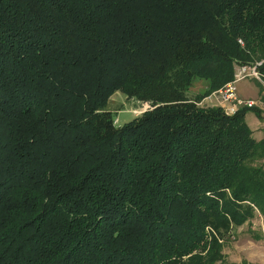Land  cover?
<instances>
[{"label": "trees", "instance_id": "16d2710c", "mask_svg": "<svg viewBox=\"0 0 264 264\" xmlns=\"http://www.w3.org/2000/svg\"><path fill=\"white\" fill-rule=\"evenodd\" d=\"M259 61L264 0H0V264H214L264 138L200 102ZM116 89L151 109L117 126Z\"/></svg>", "mask_w": 264, "mask_h": 264}, {"label": "rangeland", "instance_id": "374dc122", "mask_svg": "<svg viewBox=\"0 0 264 264\" xmlns=\"http://www.w3.org/2000/svg\"><path fill=\"white\" fill-rule=\"evenodd\" d=\"M240 41V40H239ZM247 64V63H246ZM238 64L235 66V68ZM203 80L196 77L191 85V96L197 91L204 90ZM235 92L242 101H253L259 109V115L249 111L244 116V121L256 140L264 138V77H255L246 74L235 81ZM201 105L222 108L229 105L223 101L221 94L214 90L207 93L200 102ZM106 108L114 112L117 126L123 125L134 117L150 110L147 102L135 99H126L125 94L116 89L106 102ZM221 255L214 264H252L264 259V215L256 214L239 226L232 227L229 235L221 240ZM206 252V251H205Z\"/></svg>", "mask_w": 264, "mask_h": 264}, {"label": "built area", "instance_id": "2783aa9c", "mask_svg": "<svg viewBox=\"0 0 264 264\" xmlns=\"http://www.w3.org/2000/svg\"><path fill=\"white\" fill-rule=\"evenodd\" d=\"M259 63L260 61L254 64H238V66L234 69L232 78L227 80L220 88L217 89V91L221 94L222 100L229 101L230 103L229 105L223 107L226 113L233 114L241 106H254L253 101H242L237 97V94L235 92V81L244 77L246 74H251L255 77L261 78L262 74L257 69V64ZM256 211L258 215H261L259 214L257 209ZM252 264H264V259L258 262H253Z\"/></svg>", "mask_w": 264, "mask_h": 264}]
</instances>
